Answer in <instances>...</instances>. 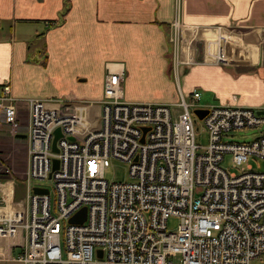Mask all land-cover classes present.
<instances>
[{"label":"built area","instance_id":"obj_1","mask_svg":"<svg viewBox=\"0 0 264 264\" xmlns=\"http://www.w3.org/2000/svg\"><path fill=\"white\" fill-rule=\"evenodd\" d=\"M173 24L178 26L177 19ZM174 43L173 67L181 59L177 36ZM123 77L121 68L107 67L97 101L26 100L24 204L0 216V237L22 247L16 259L22 264H264V171L247 163L264 159V109L201 104L198 90L188 98L180 94L176 103L128 101ZM16 102L10 85H1L0 116L13 133L20 126ZM195 109L207 112L199 118ZM197 119L207 131L205 145L196 141ZM57 127L62 134L53 151ZM247 127L259 129L254 139L227 138ZM225 154L230 166L221 164ZM111 160L128 165L130 180L105 178ZM34 180L51 181L53 196L47 186H32ZM83 207V222L70 223ZM170 217L178 218L175 230L168 229Z\"/></svg>","mask_w":264,"mask_h":264},{"label":"crops","instance_id":"obj_2","mask_svg":"<svg viewBox=\"0 0 264 264\" xmlns=\"http://www.w3.org/2000/svg\"><path fill=\"white\" fill-rule=\"evenodd\" d=\"M107 67L124 71L128 101L198 90L205 103L264 109V0H0V88L10 85L20 125L0 116V216L24 204L26 100L97 101ZM21 251L0 237V264H22Z\"/></svg>","mask_w":264,"mask_h":264},{"label":"rangeland","instance_id":"obj_3","mask_svg":"<svg viewBox=\"0 0 264 264\" xmlns=\"http://www.w3.org/2000/svg\"><path fill=\"white\" fill-rule=\"evenodd\" d=\"M181 58V57H180ZM205 102H210L207 98H203L201 100V104ZM198 131L196 133V141L201 145H205L207 143V131L204 128L203 122L200 119H197ZM259 129L257 128H242L233 130L231 133L227 135V138L233 141H250L254 139L258 135ZM247 163H249L254 170L264 171V159L254 160L249 158ZM222 166H230L231 164V156L230 154L224 155V160L221 163ZM246 166V164H244ZM232 171L234 169H231ZM104 176L109 181H128L130 177L128 175V165L124 162H120L117 160H111L109 167H107L104 171ZM47 186L51 190V195L53 196L51 181H32V186ZM178 223V218L170 217L167 221V226L169 230H175Z\"/></svg>","mask_w":264,"mask_h":264},{"label":"water","instance_id":"obj_4","mask_svg":"<svg viewBox=\"0 0 264 264\" xmlns=\"http://www.w3.org/2000/svg\"><path fill=\"white\" fill-rule=\"evenodd\" d=\"M207 110L206 109H195L194 110V113L199 117V118H202L205 114H206ZM146 130V128L144 129ZM61 130L59 127H57L55 130H54V133H53V139H52V150L53 151H57V148H56V140L58 139V137L61 136ZM70 139H72L73 137H69ZM58 166V161L57 159H53L52 160V168H57ZM34 191L36 193H47V189H43V188H38V187H34ZM85 214H86V210L85 208H81L79 209L76 214L72 215L70 218H69V222L70 223H81L83 222V220L85 219Z\"/></svg>","mask_w":264,"mask_h":264},{"label":"trees","instance_id":"obj_5","mask_svg":"<svg viewBox=\"0 0 264 264\" xmlns=\"http://www.w3.org/2000/svg\"><path fill=\"white\" fill-rule=\"evenodd\" d=\"M63 14H64V12H61V15H63ZM57 21H58V20H57ZM57 21H56V22H57Z\"/></svg>","mask_w":264,"mask_h":264}]
</instances>
